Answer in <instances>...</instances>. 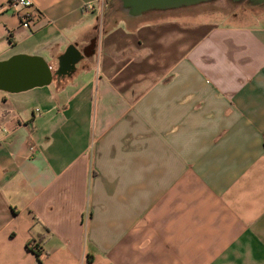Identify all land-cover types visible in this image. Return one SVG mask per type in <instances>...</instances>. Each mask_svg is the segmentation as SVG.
<instances>
[{"label": "crops", "instance_id": "crops-1", "mask_svg": "<svg viewBox=\"0 0 264 264\" xmlns=\"http://www.w3.org/2000/svg\"><path fill=\"white\" fill-rule=\"evenodd\" d=\"M11 1L0 62L53 79L0 94V264H264V17Z\"/></svg>", "mask_w": 264, "mask_h": 264}, {"label": "water", "instance_id": "water-1", "mask_svg": "<svg viewBox=\"0 0 264 264\" xmlns=\"http://www.w3.org/2000/svg\"><path fill=\"white\" fill-rule=\"evenodd\" d=\"M214 0H123L130 18H139L152 11H167L190 7ZM239 1V0H234ZM264 5V0H249ZM53 74L40 57L18 55L0 62V91L17 94L51 84Z\"/></svg>", "mask_w": 264, "mask_h": 264}, {"label": "rangeland", "instance_id": "rangeland-1", "mask_svg": "<svg viewBox=\"0 0 264 264\" xmlns=\"http://www.w3.org/2000/svg\"><path fill=\"white\" fill-rule=\"evenodd\" d=\"M113 9H109L110 13H113V17L123 19L125 25L133 28L138 24H143L151 19H157L160 16H168L180 14L182 11L179 9L167 10V11H152L145 13L139 18H130L128 11L124 9L123 0H113ZM184 12H192L202 15H208L213 17H219L223 21H240L251 23L256 21V18L264 17V5L254 4L249 0H214L207 3H202L195 6L183 7ZM183 13V12H182ZM5 92L0 91V94Z\"/></svg>", "mask_w": 264, "mask_h": 264}, {"label": "built area", "instance_id": "built-area-1", "mask_svg": "<svg viewBox=\"0 0 264 264\" xmlns=\"http://www.w3.org/2000/svg\"><path fill=\"white\" fill-rule=\"evenodd\" d=\"M9 4L10 6L21 7L24 9L31 8L33 6V2L31 0H12ZM19 19L23 28H32L34 21L32 15L29 12L20 13Z\"/></svg>", "mask_w": 264, "mask_h": 264}, {"label": "trees", "instance_id": "trees-1", "mask_svg": "<svg viewBox=\"0 0 264 264\" xmlns=\"http://www.w3.org/2000/svg\"><path fill=\"white\" fill-rule=\"evenodd\" d=\"M34 252V254L37 256V257H40L41 256V248L40 246L37 244L35 245V247L33 248L32 250Z\"/></svg>", "mask_w": 264, "mask_h": 264}]
</instances>
